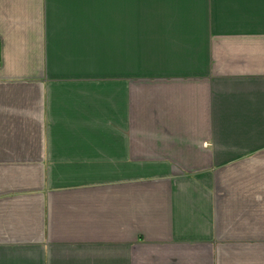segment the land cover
I'll return each instance as SVG.
<instances>
[{
	"label": "crops",
	"instance_id": "0c3cea01",
	"mask_svg": "<svg viewBox=\"0 0 264 264\" xmlns=\"http://www.w3.org/2000/svg\"><path fill=\"white\" fill-rule=\"evenodd\" d=\"M0 264H264V0H0Z\"/></svg>",
	"mask_w": 264,
	"mask_h": 264
}]
</instances>
